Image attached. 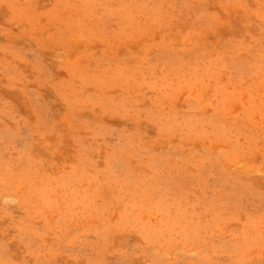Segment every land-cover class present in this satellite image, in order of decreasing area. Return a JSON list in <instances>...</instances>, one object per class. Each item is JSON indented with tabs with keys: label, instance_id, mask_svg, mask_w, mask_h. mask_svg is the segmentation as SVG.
<instances>
[{
	"label": "rangeland",
	"instance_id": "rangeland-1",
	"mask_svg": "<svg viewBox=\"0 0 264 264\" xmlns=\"http://www.w3.org/2000/svg\"><path fill=\"white\" fill-rule=\"evenodd\" d=\"M0 264H264V0H0Z\"/></svg>",
	"mask_w": 264,
	"mask_h": 264
}]
</instances>
